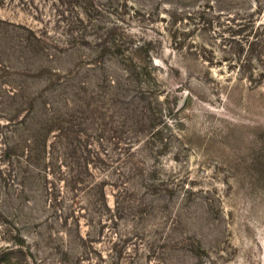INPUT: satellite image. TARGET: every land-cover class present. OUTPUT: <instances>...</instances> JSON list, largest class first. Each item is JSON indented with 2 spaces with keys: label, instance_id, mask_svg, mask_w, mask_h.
<instances>
[{
  "label": "rangeland",
  "instance_id": "1",
  "mask_svg": "<svg viewBox=\"0 0 264 264\" xmlns=\"http://www.w3.org/2000/svg\"><path fill=\"white\" fill-rule=\"evenodd\" d=\"M33 1L39 13L20 0H0V253L20 235L24 247L14 255L29 264H264V80L251 89L231 52L251 27H264V0H95L112 13L95 15L100 37L99 27H114L116 35L151 42V61L143 63L152 62L164 91L158 105L151 98L161 112L151 128L144 126L146 148L136 147L140 155L130 160L135 166L145 159L157 173L151 180L143 166L133 167L123 187L104 189L108 208L97 188L86 191L104 178L102 165L86 177L73 159L61 163L55 153L51 159L49 148L37 160L33 129L41 110H9L8 85L38 92L46 86L29 76L17 26L46 28L48 40L62 41L67 31L50 17V2ZM92 47L64 50L59 43L61 50L46 51L45 77L60 72L61 83L74 86L72 96L51 105L62 116L77 110L67 101L87 103L104 76ZM100 85L104 95L107 84ZM129 94H136L133 85ZM114 111L121 110L108 102L87 113L89 127L103 129L96 118ZM4 144L16 147L10 159ZM147 178L150 186L163 185L143 188Z\"/></svg>",
  "mask_w": 264,
  "mask_h": 264
},
{
  "label": "trees",
  "instance_id": "2",
  "mask_svg": "<svg viewBox=\"0 0 264 264\" xmlns=\"http://www.w3.org/2000/svg\"><path fill=\"white\" fill-rule=\"evenodd\" d=\"M43 1L50 2L54 12L50 17L54 19V22L63 24L67 29L63 35L64 40L60 41L52 38L48 40L46 28L42 31H36L27 26L18 25L17 27L22 31L19 45L23 44V51L27 52L24 61L26 64L31 61L28 65L29 67L32 66L28 69L31 72L29 76L40 78L46 85L45 89L38 92L30 86L8 85L9 89L5 91L4 95L12 102L9 110L15 114L41 110L40 113L43 116L40 117V121L36 124V129H33L34 133H39L34 138L37 160L40 158L41 153H43L42 159L49 148L52 151L50 154L51 159L52 157L55 159L54 153L61 163L69 161L70 164L71 159H73L78 167V175L81 172V174H86V177L88 174L92 176L91 168L95 171L100 169L99 166H103L104 178L102 177L103 179L99 183L95 181L88 183L86 191L97 188L101 195L103 206L108 208L104 189L107 186L114 189L123 187L133 167L143 166L145 169L143 171L144 174L152 176L151 180L157 173L154 167L147 168L145 159L137 161L135 166L130 162L132 158H138L140 155L138 151H135L136 147L145 149L148 143L147 131H144V126L151 128L160 119L159 113L161 109L154 108L157 109L154 110L151 107V98L158 105V99L164 91L159 90L155 67L152 62V68L143 63L145 58L151 61L150 56H148L151 42L149 40H141L136 43L133 36L127 33H121L119 34L120 36L116 35V28L114 27H99L100 37V34L95 31L94 23L97 22L95 15L99 14L101 16V11L103 10L110 15L112 13L105 11L104 7L102 9L97 7L95 0ZM20 2H25V0H20ZM24 5L39 13V9L33 0L31 3L25 2ZM71 32L75 33L72 34ZM74 35L77 36V39ZM238 36L240 35L238 34ZM90 37L92 39L96 38V43L98 44L94 47L90 46L87 41ZM238 42H232L234 47H232L231 52L237 62L236 65L239 67V73H242V78L248 81L251 89L262 87V80H264V27H257L254 31L253 27H251L246 39L243 37L241 40L240 37ZM59 43L68 47L64 50L73 49L76 46L83 48L85 45L92 47L96 55L95 68L102 71L104 75L101 80H98L96 90L90 93V98H86L87 103L84 102V98L79 99L80 97L75 96L76 100L65 103L67 107L72 105L77 108L75 112L67 116H62L57 107L56 113L53 103L58 102L56 97H60L62 94L64 96L66 94L72 96V92L75 93L73 91L74 86L65 80L61 83L60 72L48 73V76L45 77L44 72L47 71L45 65H43L44 56H49L46 51L51 46H54L55 50H61L57 48ZM38 56L40 57L37 60ZM106 57H110L108 63L104 61ZM254 74L259 76L261 80L256 82L253 78ZM52 77H56V79L54 80ZM102 82L105 85L107 84V87H105L107 91L104 95L101 94V89L103 88L100 84ZM131 85H133V90L136 93L132 96L129 94ZM45 91L47 93L50 92L52 95H47V93L43 95L42 93ZM81 101L85 104L79 105ZM108 102L116 108V111H121L118 115L114 111L110 115H105L108 117L98 116L96 119L103 121V129L100 127L97 129L90 128V117H87L86 114L100 111L102 105ZM82 107L87 113L81 111ZM69 109L72 110L73 108ZM36 113H34V117L37 116ZM114 115L116 121L113 119ZM108 119L110 120L108 121ZM107 121L111 123L112 129L106 128ZM31 125L32 123H30L29 127ZM4 145L3 156L10 159L11 151H15L16 147L11 149V146ZM110 150L113 151L112 155L109 153ZM127 164L129 166L125 167L124 165ZM109 171H111V175H108ZM110 178L113 179L108 183ZM121 183H123L122 186L120 185ZM143 183V188L156 189L157 186L163 185V181H160L158 182L159 184L150 186L148 178L143 179ZM151 184L154 183L151 181ZM24 243L25 237L14 236L9 242L10 245L6 246L0 253V264H29L26 259H19L14 255L15 249L24 247ZM19 252L22 253V251Z\"/></svg>",
  "mask_w": 264,
  "mask_h": 264
}]
</instances>
